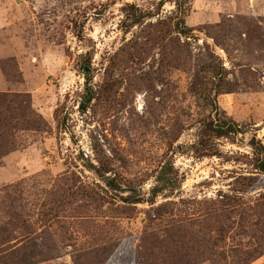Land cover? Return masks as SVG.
Segmentation results:
<instances>
[{
  "label": "rangeland",
  "instance_id": "1",
  "mask_svg": "<svg viewBox=\"0 0 264 264\" xmlns=\"http://www.w3.org/2000/svg\"><path fill=\"white\" fill-rule=\"evenodd\" d=\"M184 11L188 36L174 32L177 5L164 0H0V94L29 95L43 118L0 161V222L16 206L49 246L37 264L78 256L136 264L148 228L171 230L174 217L187 243L198 232L207 243L206 253L189 251L213 258L199 264H232L233 249L264 248V176L250 145L255 137L264 145V0H189ZM83 61L96 94L86 111ZM214 65L223 80L212 78ZM205 83L223 91L216 103L244 134L200 158L193 146L211 107L196 94ZM165 165L177 190L132 207L95 171L120 176L148 201ZM238 203L259 218L237 219Z\"/></svg>",
  "mask_w": 264,
  "mask_h": 264
},
{
  "label": "trees",
  "instance_id": "2",
  "mask_svg": "<svg viewBox=\"0 0 264 264\" xmlns=\"http://www.w3.org/2000/svg\"><path fill=\"white\" fill-rule=\"evenodd\" d=\"M166 3L173 2L177 5V14L174 18V32L181 35L188 36L189 33L185 31L184 9L189 0H164ZM135 22L133 26L140 23L141 17L134 14ZM91 64V63H90ZM89 61H83L80 64L79 70L84 75L86 80L85 94L86 96L80 105L83 111H86L88 106L95 98V93L90 86L92 79V70ZM210 73L214 80H223V68L221 66H213L210 68ZM213 82L212 84H214ZM212 91H215V96L212 95ZM223 91L214 85L210 87L209 83H205L197 90V99L205 103L206 106L211 107V112L208 116L203 117L200 120L199 140L195 146H193L194 153L200 158L214 157L218 155V143L217 141L225 139L235 141L239 136L244 134V131L233 118L227 116V114L220 109L216 103V97L221 95ZM43 124V118L38 115L31 103V98L27 94H0V161L16 151L17 138L20 133L37 130ZM252 149L254 150V161L252 163L253 169L256 174L264 176V145L259 142L256 137L250 142ZM97 175L104 179L106 185L113 191L128 194V196L121 198L123 204L126 207H132L139 204L149 203L155 204L156 199L163 193H172L177 190L178 178L172 173L173 169L165 165L162 171L157 177V186L152 190V197L148 201L145 200L141 194H138L136 189L127 180H122L120 176L106 177V174L95 169ZM238 207V211L235 212L237 219L250 222L251 217H258V214H252L251 209L245 207L244 204H235ZM11 212L8 214L9 220L7 222H0V264H37L49 259L47 254H50L49 246L40 245L37 239L33 236V233L29 230V225L22 219L20 213L17 211L16 206L12 203ZM224 216L226 212H222ZM261 217H264L262 214ZM211 219H224L222 215L210 216ZM175 220L168 221L169 228L171 230L149 227V233L146 232L143 239L142 249L144 257L138 259L136 264H199L205 260H212L213 258H205L199 256L192 258L189 255V251L197 250V254L204 250L207 251L206 242L201 235V232L195 233L193 239L186 242V233L188 232L175 217ZM226 221H231V218H225ZM197 222L198 219L196 220ZM200 226V223H199ZM191 228H195L191 226ZM20 230L25 231L20 234ZM163 231V232H162ZM157 233L159 236L157 237ZM162 233V234H161ZM157 240L154 243L153 238ZM193 245V247H191ZM44 248V250L42 249ZM47 248V250H46ZM97 252L106 254V249L99 247ZM95 251V250H94ZM94 251L89 252V254ZM235 255L232 256V264H253L261 257L264 256V248H255L250 251L243 249H233ZM113 254H110L106 258V262L112 258ZM51 257V256H50ZM225 261L228 258L225 257ZM76 264H82L79 256L76 259ZM83 264L86 262L83 261Z\"/></svg>",
  "mask_w": 264,
  "mask_h": 264
}]
</instances>
